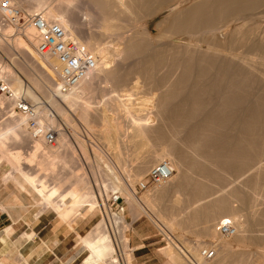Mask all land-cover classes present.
I'll return each mask as SVG.
<instances>
[{
	"label": "bare ground",
	"instance_id": "1",
	"mask_svg": "<svg viewBox=\"0 0 264 264\" xmlns=\"http://www.w3.org/2000/svg\"><path fill=\"white\" fill-rule=\"evenodd\" d=\"M16 1L0 3V81L11 87L16 98L33 102L31 105L41 135L36 137L30 126L31 114L12 110L15 99L7 98L0 89V119L8 113L4 111L6 107H12L9 109L12 113L0 121V163L7 159L11 165L4 180L13 181L22 189H33L44 209L55 208L61 219L72 228L75 215H80L81 211L84 210L85 216L95 210L102 213V218L92 230L80 237L82 247L88 250L83 264H132L127 253L129 240L126 235L130 224L123 213L114 212L106 201L110 197L109 183L114 194L125 197L135 218L153 209L159 221H165L164 210L157 208L158 201H165L174 194L177 197L179 194L187 195L184 202L187 208L206 199L204 208L208 209H205L207 213L204 211L202 214L200 208H196L188 212L190 220L196 222L204 218L203 221L208 219L209 222L218 218L219 222L230 217L237 228L233 236L236 240L229 241L218 232V222H210L204 226L205 229L202 227L204 230L199 228L198 233L215 239L214 244L218 246L216 260L202 255V250L208 248V243H203V248L202 242L189 247L194 258L201 264H248L253 259L249 257L256 255H251L252 252L248 256L238 253L235 245L250 247L248 240L252 236H247L253 235L255 220L264 224V207L246 218L244 216L247 215L240 214L233 202L234 198L243 204L251 199L248 203L255 201L254 208L262 205L257 191L264 189V176L261 174L264 170V0H25L26 9L22 8L23 11L17 6L15 8L20 2ZM18 11L26 19L23 26L14 18ZM80 11L84 18L79 21L77 14ZM38 13L60 23L79 43L82 52L96 57L97 69L67 92L59 88L57 59L44 56L37 50L39 38L27 18ZM163 13L167 15L152 28L151 20ZM79 25L89 28L83 30L80 26L82 29L79 30ZM13 32L19 34L12 44L6 35ZM15 51L23 53L24 78L19 71L21 60L12 57ZM5 52L9 63L5 61ZM135 79L144 80L158 92L153 102L156 111L152 110L153 113L143 117L135 115L139 118L132 120L138 127L136 133L142 135L143 140L154 142L153 150L137 161L121 155L122 146L129 140L119 141L121 145L124 143L119 148L120 155L112 151L113 156L109 151L114 142L110 138L115 132L119 138H129L120 120L122 115L118 114H123L124 107L131 109L127 102L131 100V94L124 87ZM45 96L55 113H50L45 103L40 102ZM97 96L102 97L101 104L98 103L101 105L98 114L93 106ZM70 109L73 114H70ZM95 115L101 123L102 136L107 140L104 141L105 147L102 146L107 147L106 152L93 146L91 151H87L84 141H80L79 146L92 175L106 171L112 176L111 181L105 180L107 185L103 183L105 188L98 185L97 192L90 184L86 170H83L85 167L82 174H65L67 170L63 173L69 163L78 160V165L82 161H79L75 144H70L67 133L59 129L53 144L46 139L47 128L58 126L59 117L71 126L75 116L93 130L99 122L96 124ZM23 145L32 147L27 156L22 152ZM89 152L96 158L94 163L91 159L93 154L89 155ZM165 159L173 168L170 180L138 196L136 185L145 179L152 165ZM130 162L134 164L130 165ZM117 164L119 170L122 169L120 172L124 171L123 174L119 172L121 178L127 177L125 181L120 180L117 174ZM254 169L255 173L251 171ZM248 171L253 175L238 185L235 182L237 186L244 182L243 186L250 188L247 192L243 186L240 185L239 189L234 184L236 187H230L231 193L216 195L214 189L217 184H228L230 179L227 177L244 172L248 174ZM100 177L109 179L105 175ZM206 179L209 183L204 181ZM100 186L106 192L103 193ZM174 214L167 218L170 227H174L176 218L180 216ZM178 222L180 225L182 220L178 219ZM20 223L21 220L16 221L14 227ZM221 238L224 239L222 242ZM177 245L171 242L163 250L175 264H188L186 261L190 256L187 254L185 260L183 252H180L182 249L179 251L180 245ZM120 251L123 252L121 257ZM235 251L238 255L233 254Z\"/></svg>",
	"mask_w": 264,
	"mask_h": 264
},
{
	"label": "rangeland",
	"instance_id": "2",
	"mask_svg": "<svg viewBox=\"0 0 264 264\" xmlns=\"http://www.w3.org/2000/svg\"><path fill=\"white\" fill-rule=\"evenodd\" d=\"M17 1H20L19 4L20 3L21 4L20 5L18 3L16 5L14 4L15 8L17 6V8L18 9L20 8L21 11H23L22 8L26 9L25 8V4H26L25 0L24 1L23 0L22 1L21 0H17ZM2 2H5V0H2ZM22 3H24V4H22ZM82 14L83 13L80 11L77 14V15H79V17L76 15L78 17L79 21H80V18H81V20L84 18V15H82ZM165 15H167V13L159 14L153 20H151L152 21L150 23L151 27L154 28L155 25H156L155 23H157L161 19H163L165 17ZM25 22L26 21L21 20L20 24H22V26H23V23L25 25ZM80 26L83 27V25H79V30L82 29ZM88 28L89 27L87 25L86 26L84 25L83 30L88 29ZM16 30L17 29H15V31ZM18 34L19 33L13 32L10 36L9 35H6V36L10 37L11 42L13 44L14 39L18 36ZM79 35L81 36V34H79ZM5 53H6L5 54V61L7 63H9V60L6 58L7 52H5ZM21 53H22L21 51H15V53L13 54L12 57H19L18 59L21 60L20 61V68H19L20 70L19 71H20L22 76L24 75L23 76V78H24L25 74H24L23 71H24V68H25V61H24V57L22 55L23 53L22 54ZM148 84H146V82L144 80H140L139 79L138 81H136V79H135V81L130 83V85L128 84L127 86L124 87L126 90H129V92L131 94L130 97H129V99H131V100H129V101L127 100L128 105L129 106L131 105L129 107L131 109H128V108L124 109L125 108L124 107L123 108V112H122L123 114H120L121 113L120 112L118 114V116H120V115L123 116L125 114V117L124 116L123 117L120 116V120L122 119L121 121H123L122 122L123 123V129H125L124 131H125V133L128 134L129 138L128 139H127V137L119 138V136L117 137V132H115L116 136L114 135V136H112V138H110V141H114V142H112V144L109 147L111 149V150L109 149L111 154H112V151L113 152L115 151V153H114L115 155L116 154L120 155L119 151H121V150L119 148L124 143L122 142L123 144L121 145L119 143V141H126V140L127 141L129 140V142H128V144L126 143V144H124L122 146V148H124V149H122L123 150V154H121L126 159H131L132 158V159L137 161V159L140 156H141L140 158H142L143 155L149 154L150 151L153 150L152 148H153L154 142H152V141L148 142V141H146V139L143 140V136L142 135L139 136L138 133H136L135 129L138 128V127H137V124L135 122H133V121H135L134 119H135V117L137 115L138 116L140 115V117L141 116L143 117V116H146L147 114L153 113V111L155 110L153 102H154V100L157 99L158 92L154 91L152 89L153 86L151 84H150L151 86L148 85ZM149 87H151V88H149ZM37 93L42 95V96L45 95L42 92H37ZM152 93H154V94H152ZM42 96H40V97H42ZM43 98H41L40 102H44L45 103V105L47 107V110L49 109L50 113H55L53 108L51 107L50 103L47 101L49 99L46 98V96L43 97ZM95 100H97V101L95 102ZM95 100H93V101L96 104L93 103V106L95 105L96 107L94 106V109H96V108L97 109L94 110V111H96V114H98L97 110H99L98 108L101 107L100 104L102 102V97L101 96H97L95 98ZM28 101H29V103L31 102V104L33 103L31 100H28ZM99 102H100V104H98ZM13 103H14V101H13ZM5 107H4V109H5ZM8 107H9V105H8ZM8 107H6L7 109L4 110L5 112H8V113L5 114V116H4L5 118L7 116H9V113L10 114L12 113V111L9 110L12 107L11 106L9 108ZM8 110L11 111V112H9ZM126 110L127 111L129 110L131 112H129V111L126 112ZM69 112H70V114H71V112L73 114V111L71 109H70ZM4 117H1V119L2 118L4 119ZM73 118H74V121H73V123L70 126V124L66 123L65 120H62V118L59 117L58 118V120H59L58 124L60 126L59 125L58 126L56 125V127L50 126L49 128H47L48 129L47 131H54L56 136H57L56 132L59 131V129L64 131L65 133H67L68 140H69V142H72V143H70L71 145L73 144V146H74V144H75L74 147L76 149L77 156L79 157V161L82 160L81 164H83V165L79 164L80 162H78V165H77L76 163H77L78 160L75 161V163L71 162L73 165L69 163L67 165L66 169H64V170L62 169L63 173L65 172V170H67L65 172V174L66 173L67 174H71V172L72 173H76V174H82L81 171L84 172L83 170H86L85 174L87 175V178L90 180V184L92 185L93 189L96 191V190H98V185H102L103 186L106 183L105 180H108L107 182H109V180L112 179V176L107 174L106 171H104V170L103 171L107 175L104 172H102L100 174L96 173L97 178H96L95 173H93V175H92V173H91L92 169L91 168H87L88 167L87 166L88 163L85 164L86 163L85 159L83 158V154H81L82 148L80 147L81 146L80 141H84L85 142V144L87 146L86 147L87 151H89V150L91 151L92 148H95V149H101L102 148V150L105 149L104 151L106 152L107 147L104 148L105 147L104 146V144H105L104 141H107V140H105L103 138V136H102L103 135L102 126H101L100 121L97 120V116H96L95 120H96V124L99 121L98 124H97L98 127L96 126L93 130L90 129L89 127H87V125L84 122H82L79 118H77L75 116H73ZM136 118H139V117H136ZM1 119H0V121H1ZM99 123H100V126H99ZM72 126L75 127V128H72ZM93 132H95V133H93ZM134 134H135V136H134ZM79 138H80V140H79ZM123 139H126V140H123ZM29 145L31 146L32 144H29ZM146 145L147 146L149 145L148 147H150V148H148ZM26 146L27 145H23L22 146L23 147L22 148V152H24V154H25L24 156H27L32 151V149H30L32 147H30V146L26 147ZM102 146H104V147H102ZM90 147H92V148H90ZM92 154L93 153L89 152V155H92ZM137 155H139V156H137ZM91 159H92V163H94L96 161V158H95L94 154L92 155ZM130 163H131L130 165L134 164V162H130ZM155 164H157V162ZM69 165H70L69 169L71 171L68 169ZM71 165H72V167H71ZM73 166H75L76 168L73 167ZM81 166H82V168H81ZM84 167L86 169H83ZM115 167L118 168V169H116V168L115 169L118 171L117 174L121 178L120 174H123L122 172H124V171L120 172L122 169L119 170L118 164ZM151 167L149 169H151ZM71 168H74V169H71ZM10 170H11V165L9 164L7 159H2V161L0 163V250L7 249L9 252L7 251L6 253L10 254L11 257L6 259L5 256H3L0 253V259L2 261L6 262L7 264H16L17 263L16 260H18L19 257H20L19 246H20V244H24L25 243L24 241H26L28 238H30L29 235L33 236V238H36L37 236L42 235V234H44V235H53L54 234V235H57V236L60 235L61 237H65V236L67 237L66 238L67 239L66 242H64L61 245L60 253H61L62 258H61V263L60 264H62L63 262H65L67 264H83L85 257H87V255H88V250H86L85 248L82 247V244L80 243V237L86 235L88 232H90L92 230V228L95 226V224L102 218V213L99 210H95L94 212H91L90 214L85 216V212L83 210V211H81L80 215H75V218L73 217L75 219V223H74L75 225L73 226L74 228H72L70 225H68L67 221H64L63 219H61L60 215L56 212L55 208H53V207H45L46 209H44L43 205L40 204L41 199H40L39 195H37L36 192L33 189H30L29 187H26V188L22 189V188L18 187L13 181L4 180L6 173H8ZM73 170H75V171H73ZM251 171L254 172L256 170L254 169V170H251ZM251 171H248V174L245 173V172L242 175L241 174H237V175H239V177L236 174H234L233 177L232 176H230V178L227 177V180L230 179L228 181L229 185L227 183L226 184L224 183L222 186H218L219 184L216 183L217 187L219 189L218 190L217 187H216V190L214 189V191H216V195L219 196L221 194L231 193V192H229V190L231 191V188L233 189V187L236 185V183L238 185L239 183L242 182V180L244 178L246 180L247 179L246 177L253 175V174H251ZM68 172H70V173H68ZM119 172H120V174H119ZM90 173H91V175H90ZM261 174H262V177H263L264 176V170L261 171ZM98 175H100L102 177H103V175H105V177L108 176L109 179L101 178ZM228 175H230V174H228ZM93 176L99 181H96V179ZM193 176H195V175H193ZM99 177L102 180L98 179ZM126 179H127V177L124 175V177L122 176V178L120 180L125 181ZM100 180L102 181V183L100 182ZM94 181L97 184H95ZM204 181L209 183L207 179L204 180ZM263 182H264V180H263ZM243 183L240 184V185L243 186ZM107 184L108 183H106L105 185H107ZM105 185H104V188H105ZM110 185H111V183H109V186ZM212 185H213V187L216 186L215 183H213ZM240 185L237 186V187H239V189L241 187ZM109 186H108V188H109L108 191H109L110 197L106 201L111 205V207H112L114 212H116L118 214L123 213V215L125 217V220L127 221V223L130 224V227L128 228V230L126 232V235H127L128 240H129V247H128V252L127 253L131 257L132 264H175L174 262H172V260L166 255L165 251L163 250L167 246H169V244L171 242H173L176 245L178 244L177 246L180 245L178 248H179V251L182 249L180 252H183L182 256L185 257L184 258L185 260L188 258V255L190 256V258H188V260L186 261V262H188V264H201V263H198L199 261L196 259V257L194 258V255H193L192 251L190 250L191 246L192 245L193 246L197 245L200 242H202L201 243L202 247H203V243H206V244L208 243L209 246L208 245L206 246L208 248H211V247H214V246L217 245L216 242H215L216 244H214L215 239L213 240L209 236L203 235L201 230L204 228V226L206 224H208L210 222H212L214 224L215 221H216V223H217L218 222V218L216 220H214V221H210L209 220V222L207 221L208 219L206 221L205 220L203 221L204 218L202 219V221L200 220V221L193 222L188 217L190 215L189 213L194 211L196 208L197 209L200 208L199 210L202 211V214L204 213V211L206 212L208 210L207 208H204V206H205L204 205V203H205L204 201L206 199L198 201V203L196 202V203L190 205L188 208L186 207L187 205L184 203L185 199L187 198V195H184V197H183V194H181L182 196L180 194L178 195L179 197L181 196L180 197L181 200H179V197H177L175 194L172 195L173 194L172 193L171 194L172 196L171 197L168 196L167 199H165V201H158V206L159 207L157 206V208H159V209L161 208L162 210H164L163 213L166 216V218H165L166 222L163 219H160V221H162L164 223L163 224L162 222L159 221V217L157 215L155 216L156 212L153 213L154 210L153 209H149L148 207L146 208V210H148V209L151 210L150 212L148 210V212L150 214L149 213L148 214L147 213H143L140 216H138V218L133 217L134 216L133 215V211L131 210V207H130L129 203L126 202L127 200L123 196H122L121 200L119 201L118 205L117 204L113 205L112 204V199H113V196L115 194H114V192L112 190H110L111 187H109ZM138 187H139V184L136 185V188H137V191H138V196H143V194H145L146 191H141L140 188H138ZM221 187H222V189H221ZM243 187H244L246 192H247V189H250L249 187H245V185ZM243 187L241 188V190L243 189ZM100 188L102 189L101 191L103 193L106 192L105 190L103 191V188L101 186H100ZM259 191L261 193H259ZM248 192H251V190L248 191ZM257 192H258L257 195L260 194L258 196L259 197L258 199L260 200V202L258 201V199H257V201L259 203H261L262 205H260V204L259 205H255L256 209L254 208V202L255 201L252 202V204H250V203H248L251 200L250 199V200H248V202L246 201L243 204V202H241L239 200H236L234 198L233 205H237V208H238L237 210L240 212V214L247 215V216H244L246 218H248L250 215H252L253 211L254 212H259V210H262L263 207H264V204H263L264 203V189L260 188ZM251 194H253V192L250 193V196H252ZM173 196H176L177 198L173 197ZM214 196L215 195H213V198H214ZM105 198H107V197L105 196ZM175 198H176V200H174ZM239 203H241V204H239ZM249 205L251 207H249ZM185 207H186V209H185ZM11 208H13V210L16 211V212H21V214L23 215L22 218H19V220H21V223L19 225H17V227L16 226L14 227V222L16 220L9 213ZM122 209H124V211ZM205 209H207V210H205ZM257 209H259V210L257 211ZM165 211H166V213H165ZM170 213H172V214L170 215ZM173 214L176 215V217L178 215L181 216V214H182V216H184L186 214V216H184V217H186V219L184 217H182V216L181 217L178 216L177 218L179 220H182L180 225H179L178 219L176 218L177 221H175L174 227H170V226H168L169 222H167V220H169V219H167V218L168 217L170 218ZM36 215L37 216L40 215V217L42 216L41 222L39 224H37L38 220H35V218H33ZM156 217H158V218H156ZM77 222H78V224L80 222V225L77 226ZM255 224L253 226V230L254 231L252 230V233L254 232L253 235L251 234V235H249V237L247 236V238H250L252 236V238H251L252 240L251 239L248 240L249 244H250V247L235 245L236 246L235 249H236V251L238 253L247 254V256H248V253H251V252H252L251 255H253V254H254L253 256L256 255L255 257H251V258L249 257V259H252V258L253 259L250 260L251 262L247 261L248 264H264V257H263V255H264V247H261L262 245L264 246V224H260L256 220H255ZM214 226L215 225H213V227ZM10 227H11V229L8 230V228H10ZM199 228H202V229H200L201 233H198L199 232ZM167 229H169V231ZM169 234L171 236H169ZM23 235H25L27 237H25ZM4 236L8 237L7 238L8 239L7 242H3L2 241ZM167 238H169V239H167ZM225 238H227L229 241L231 239H232L231 241H233V240L235 241L236 240V238H234V237H225ZM220 240L222 242L224 239L222 240V238H221ZM250 240H251V242H250ZM64 244L65 245L67 244L66 248H63ZM216 247H218V246H216ZM220 247L223 248V243H221ZM219 250H221V249H219ZM219 250H218V252H219ZM236 251H235V253H233L234 255L237 254ZM78 253L80 255L79 257H78ZM120 253H123V252L120 251L119 252V256H120ZM125 254H124V256H125ZM217 255H218V253H217ZM217 255H216V257H217ZM124 256L122 255V257H124ZM76 257H78V258L74 261V259ZM216 257L213 259V261L216 260ZM193 258L195 259V261H194ZM122 260H123V258H122ZM211 261H208V262L210 263ZM254 261H255V263H254Z\"/></svg>",
	"mask_w": 264,
	"mask_h": 264
},
{
	"label": "built area",
	"instance_id": "3",
	"mask_svg": "<svg viewBox=\"0 0 264 264\" xmlns=\"http://www.w3.org/2000/svg\"><path fill=\"white\" fill-rule=\"evenodd\" d=\"M2 0H0L1 3ZM15 20L26 21L18 11L14 16ZM36 30L39 43L37 50L44 56H50L58 61V72L60 76L59 88L62 92H67L80 83L82 79L97 69L96 57L91 53L82 52L79 43L64 29V27L55 21H50L41 13L27 18ZM0 89L7 98L15 99V106L12 110L25 114H31L30 126L34 130L36 137L41 135L39 122L35 118V111L31 103L23 98H16L14 91L4 81H0ZM46 139L50 143L56 141L54 131H47ZM173 175V168L169 160H162L153 165L145 179L139 184L141 191H147L154 186L161 185L170 180ZM122 196L115 194L112 204L119 203ZM218 232L225 237H233L237 228L235 222L230 217H225L217 224ZM202 255L206 259H213L217 255L216 246L204 248Z\"/></svg>",
	"mask_w": 264,
	"mask_h": 264
},
{
	"label": "crops",
	"instance_id": "4",
	"mask_svg": "<svg viewBox=\"0 0 264 264\" xmlns=\"http://www.w3.org/2000/svg\"><path fill=\"white\" fill-rule=\"evenodd\" d=\"M9 213L13 216V218L16 221H18L19 218H22L23 216L21 212H16L13 210V208L10 209ZM39 217L40 215L39 216L36 215L35 217H33L35 218V220H38L37 224L41 222L42 216L40 218ZM78 225H80V222L79 224L77 222V226ZM7 238H8L7 236H4L2 241L7 242L8 241ZM66 238H67L66 236L61 237L60 235L57 236L54 234L53 235L42 234L37 236L36 238H33V236H31V238H28L26 241H24L25 243L23 242L24 244H20L19 246L20 257L18 260H16L17 261L16 264H60L62 258L60 249H61V245L64 242H66L67 240ZM66 245L64 244L63 248H66L67 247ZM7 251H8L7 249L0 250V253L3 256H5L6 259L11 257L10 254L6 253ZM79 256L80 255L78 253V257ZM78 257H76L74 261ZM0 264H7V263L0 259Z\"/></svg>",
	"mask_w": 264,
	"mask_h": 264
}]
</instances>
